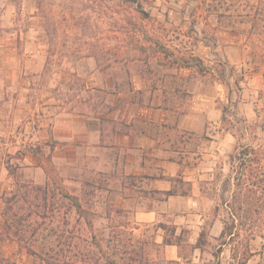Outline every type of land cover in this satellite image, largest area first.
Segmentation results:
<instances>
[{
  "label": "crops",
  "instance_id": "crops-1",
  "mask_svg": "<svg viewBox=\"0 0 264 264\" xmlns=\"http://www.w3.org/2000/svg\"><path fill=\"white\" fill-rule=\"evenodd\" d=\"M195 47L191 56H199ZM132 52L126 78L92 68L82 80L79 69L56 80V73L45 77L44 68H34L42 102L29 108L32 115H25L24 80L0 68V207L3 195L23 182L58 179L70 190L94 192L107 219L127 217L132 243L147 250L151 264H202L208 246L198 245L200 234L218 239L224 219L217 208H226L235 187L237 136L223 124L230 86L215 68H144ZM76 75L84 87L73 107ZM12 86L20 88L14 99L6 91ZM255 241L247 264H260L264 255Z\"/></svg>",
  "mask_w": 264,
  "mask_h": 264
},
{
  "label": "rangeland",
  "instance_id": "rangeland-1",
  "mask_svg": "<svg viewBox=\"0 0 264 264\" xmlns=\"http://www.w3.org/2000/svg\"><path fill=\"white\" fill-rule=\"evenodd\" d=\"M195 45L200 65L190 53ZM131 52L144 68H173L182 57L196 68H215V77L230 86L225 125L235 132L237 149L250 139L264 144V70H259L264 68V0H0V68H12L10 74L24 80L25 115L42 102L32 82L34 68H44L45 77L56 73V80L64 70L73 74L75 69L82 80L92 68H109L126 78ZM79 79L72 77L73 107L80 105L75 94L84 87ZM19 90L6 88L13 99ZM66 192L83 195L82 204L94 212L93 228L79 217ZM104 213L94 192L83 194L79 186L70 190L58 179L42 185L23 182L3 195L0 232H7L5 220L11 217L10 232L17 231L18 238L3 239L2 252L17 264H35L29 246L36 251L63 248L74 258L87 252L99 256L94 242H100L112 258L129 264L123 248L132 244L131 222L119 213L111 219ZM217 213L227 220L221 204ZM221 241L211 240L202 264L217 261L213 253ZM263 242L257 237L252 247L263 253ZM228 248L223 247L221 260L230 259ZM259 263L264 264L263 254Z\"/></svg>",
  "mask_w": 264,
  "mask_h": 264
},
{
  "label": "trees",
  "instance_id": "trees-1",
  "mask_svg": "<svg viewBox=\"0 0 264 264\" xmlns=\"http://www.w3.org/2000/svg\"><path fill=\"white\" fill-rule=\"evenodd\" d=\"M15 1V0H14ZM193 61L200 65L202 59L193 56ZM180 63L183 65H191L189 59L182 57ZM227 120V107L223 108V124ZM229 129V128H228ZM231 160L237 162L235 174V187L229 200L223 201L226 203L227 220L224 219V229L218 239L220 242L219 248L213 253L217 259L216 262L209 264H221L219 259L222 252V244H227L230 247V261L227 264H247L248 260L253 255L251 249L252 240L257 237L264 239V144H241L240 149L231 154ZM65 195L73 201V205L79 217L85 219L87 226L93 228L92 215L93 211L86 208L79 197L68 192ZM11 210V209H9ZM108 210V218L110 212ZM9 217L6 222V233L0 232V264H17L16 261L4 256L2 252L3 239L11 238L16 240L18 232L11 234V220ZM173 230H167L168 237L165 241L170 242L174 237ZM18 238V237H17ZM18 241V240H17ZM95 249L100 253L90 255L88 252L83 254H75L74 258L70 257L63 248L56 249L50 247L46 249L42 247L36 251L31 246L27 247V251L35 257V264H121L108 253L107 248L100 242H94ZM211 241L208 238V233L203 230L200 234L198 245L202 248L207 247ZM118 246L114 251H118ZM123 252L130 257L129 264H151L147 250H144L138 244H129L123 248ZM93 253H95L93 251ZM77 257V258H76ZM39 262V263H38Z\"/></svg>",
  "mask_w": 264,
  "mask_h": 264
}]
</instances>
